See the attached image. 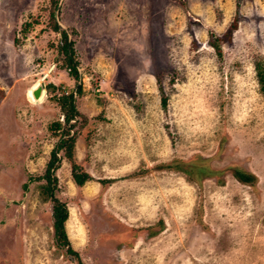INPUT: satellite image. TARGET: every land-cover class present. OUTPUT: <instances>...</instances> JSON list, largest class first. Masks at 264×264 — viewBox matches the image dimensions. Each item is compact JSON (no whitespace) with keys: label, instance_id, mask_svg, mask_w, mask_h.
<instances>
[{"label":"rangeland","instance_id":"obj_1","mask_svg":"<svg viewBox=\"0 0 264 264\" xmlns=\"http://www.w3.org/2000/svg\"><path fill=\"white\" fill-rule=\"evenodd\" d=\"M60 1L0 0V264H78L39 177L79 84L74 159L94 179L61 151L55 194L84 264H264V0Z\"/></svg>","mask_w":264,"mask_h":264},{"label":"trees","instance_id":"obj_2","mask_svg":"<svg viewBox=\"0 0 264 264\" xmlns=\"http://www.w3.org/2000/svg\"><path fill=\"white\" fill-rule=\"evenodd\" d=\"M52 26L55 31H61V27L59 23L55 20L54 14L52 17ZM62 40V48L66 52L67 69L69 71V74L74 78L79 79L80 71L78 69V65L74 57L73 44L69 40L68 33L65 29H62ZM213 46L217 49L219 48L216 45ZM218 51L221 52L219 49ZM258 75L260 76L262 89L264 91V70L260 69V71H258ZM82 92V86L79 84L77 85L76 89L71 91L70 93H63L57 97V101L62 111L63 121H56L53 126H55V128L57 129H60L62 128V125H64L66 130L63 131L58 143L53 148L51 152V157L47 162L44 174L39 177L46 179L44 192L53 203L52 216L55 244L59 248L65 249V252L71 257H75L78 260V264L84 263L81 260L79 253L72 247L66 230V222L69 218V208L67 206V203L59 200V198L55 194V190L57 187L58 180L56 176V170L60 166L62 160V157L59 154L61 151H63L64 156L71 161L72 177L77 185L82 186L87 181L94 179L92 175L86 170H84L83 167L79 165L74 159L76 131L73 130L76 126L78 118L82 115L76 106V96L82 95ZM166 102L167 97L164 96L163 103L166 104ZM234 175L238 180L244 183H253L255 180V176L253 174L246 173L242 170H235ZM101 182L105 183L109 181L103 179ZM24 187L28 188V183H25Z\"/></svg>","mask_w":264,"mask_h":264},{"label":"water","instance_id":"obj_3","mask_svg":"<svg viewBox=\"0 0 264 264\" xmlns=\"http://www.w3.org/2000/svg\"><path fill=\"white\" fill-rule=\"evenodd\" d=\"M61 1H60L59 5L57 7L56 16L58 15L59 8L61 6ZM59 25H60V23H59ZM61 29H62V27H61ZM47 76H48V73H45L43 75V77H42V80L40 81V84L33 90V95H34V97L36 99H38L43 92L46 93V85H45V82L44 81H45V79H46ZM80 76H81V73H80ZM80 83H81V80H80Z\"/></svg>","mask_w":264,"mask_h":264},{"label":"bare ground","instance_id":"obj_4","mask_svg":"<svg viewBox=\"0 0 264 264\" xmlns=\"http://www.w3.org/2000/svg\"><path fill=\"white\" fill-rule=\"evenodd\" d=\"M40 81L41 80L37 81L35 84H33L31 87H29V89L27 91L29 99L32 100L33 102H42L46 97V93H44V92L41 94V96L38 99H36L33 95V90L40 84Z\"/></svg>","mask_w":264,"mask_h":264}]
</instances>
